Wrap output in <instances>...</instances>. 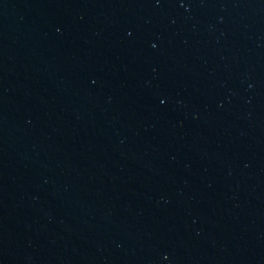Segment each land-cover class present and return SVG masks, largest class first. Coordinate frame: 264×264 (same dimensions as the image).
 Instances as JSON below:
<instances>
[{"label": "water", "instance_id": "95a60500", "mask_svg": "<svg viewBox=\"0 0 264 264\" xmlns=\"http://www.w3.org/2000/svg\"><path fill=\"white\" fill-rule=\"evenodd\" d=\"M0 264H264V0H0Z\"/></svg>", "mask_w": 264, "mask_h": 264}]
</instances>
